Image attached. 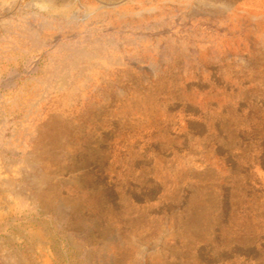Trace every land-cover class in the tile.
<instances>
[{
    "label": "rangeland",
    "instance_id": "obj_1",
    "mask_svg": "<svg viewBox=\"0 0 264 264\" xmlns=\"http://www.w3.org/2000/svg\"><path fill=\"white\" fill-rule=\"evenodd\" d=\"M0 264H264V0H0Z\"/></svg>",
    "mask_w": 264,
    "mask_h": 264
}]
</instances>
